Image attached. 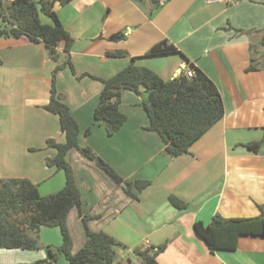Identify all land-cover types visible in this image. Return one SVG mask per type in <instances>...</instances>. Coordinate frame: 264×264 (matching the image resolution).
Returning a JSON list of instances; mask_svg holds the SVG:
<instances>
[{"label":"crops","instance_id":"0c3cea01","mask_svg":"<svg viewBox=\"0 0 264 264\" xmlns=\"http://www.w3.org/2000/svg\"><path fill=\"white\" fill-rule=\"evenodd\" d=\"M53 9L74 38L69 54L76 74L67 66L61 69L56 88L78 123L79 145L90 147L123 179L116 184L97 160L85 157L76 147L66 154L88 228L104 231L123 245L115 248L120 257L116 264H141L134 249L161 244L165 248L156 257L159 264H264V236L241 235L235 250L210 251L193 227L197 220L208 224L214 214L250 217L264 213V149L255 153L245 146L264 138V0H70L56 2ZM114 32H123L125 37L109 39ZM161 40L177 51L146 55ZM57 50L54 60L43 42L33 43L25 36L0 37V106L7 101L21 111L14 113L20 115L24 131L23 139L17 141L6 139L5 128L0 131V177H26L38 190L60 171L46 164L55 149L40 147L56 133L59 142L64 141L58 117L43 108L49 98L51 72L65 58L62 44ZM117 50L128 55L108 54ZM132 58L134 64L164 80L193 65L216 84L224 114L188 152L176 157L167 153L159 134L146 129L148 115L142 97L131 90H122L119 108L126 121L113 135L94 121L102 84L93 77L78 76L108 78ZM252 60L257 68L247 70ZM54 129L59 131L54 133ZM86 129H90L88 134ZM34 131H39V141L32 138ZM135 180L150 184L142 190L127 185ZM64 182L60 177L50 189ZM170 195L187 207L175 208ZM80 218L76 207L67 217L72 252L86 241ZM43 228L38 235L51 245L57 235ZM126 250L131 254L129 263L121 261ZM46 256V249L0 248V264L33 262ZM61 256L52 264H67Z\"/></svg>","mask_w":264,"mask_h":264},{"label":"trees","instance_id":"16d2710c","mask_svg":"<svg viewBox=\"0 0 264 264\" xmlns=\"http://www.w3.org/2000/svg\"><path fill=\"white\" fill-rule=\"evenodd\" d=\"M68 1L0 0V37L25 36L33 43L43 42L48 55L54 60L58 59L57 47L60 44L65 53L63 62L56 64L51 72L49 98L43 105L46 111L58 117L59 129L64 135L62 142L53 138L46 140V145L55 149L54 156L46 158V164L64 171V186L42 196L37 185L26 177H0V248L39 249L37 239L40 227H58L62 242L55 250L46 245L47 256L44 258L16 264H52L58 260L59 255H63L68 264H113L116 260V246H123L108 233L88 228V217L81 210L80 192L72 168L66 160L67 152L76 147L85 157L97 160L116 184L123 182L114 168L99 158L90 147L79 145L78 123L56 88L57 74L61 69L67 66L72 74H76L69 54L74 38L63 27L53 9L56 2L65 4ZM40 14L48 16L51 23H43ZM124 37L123 32H114L108 36L115 41ZM175 51L177 48L173 44L161 40L153 44L146 55ZM108 54L120 57L128 55L124 50ZM256 68L257 64L252 60L247 70ZM187 69L192 70L191 76L186 75ZM187 69L171 80H164L153 70L134 64L132 58L126 66L108 78L91 75L102 84L93 110L94 121L104 125L107 135H113L126 121V115L119 108L122 90H131L142 97L141 104L148 115L146 129L159 134L167 153L176 157L188 152L191 144L222 118L224 106L216 84L198 67L189 65ZM89 132L90 129H86V133ZM263 144L264 138H261L245 146L256 153ZM149 184V180L127 182L129 187L137 190ZM126 192L132 195L129 189ZM168 200L177 209L187 207V203L176 196L170 195ZM74 207L79 210L86 241L77 251L72 252L67 217ZM193 227L210 251H233L241 235L264 236V213L250 217L214 214L208 224L197 220ZM30 230L34 236L28 234ZM164 248L165 244H161L157 248L148 246L134 252L141 264H159L156 257Z\"/></svg>","mask_w":264,"mask_h":264},{"label":"rangeland","instance_id":"374dc122","mask_svg":"<svg viewBox=\"0 0 264 264\" xmlns=\"http://www.w3.org/2000/svg\"><path fill=\"white\" fill-rule=\"evenodd\" d=\"M40 19H41V21L43 22V23H47V22H50V18L48 17V16H46V15H44V14H40ZM264 31V30H263ZM264 33V32H263ZM260 35H262V33L260 34ZM261 37V36H260ZM261 39H263V36H262V38ZM38 43H40V42H38ZM1 48H3V47H1ZM6 55V54H5ZM7 56V55H6ZM49 56V55H48ZM50 57V56H49ZM63 62V61H62ZM69 68V67H68ZM40 69H41V67H40ZM71 72V71H70ZM72 73V72H71ZM82 74H84V73H82ZM82 74H80L79 75V78L80 77H82L81 75ZM83 76H87V77H90V78H92L91 77V75L90 74H88V73H85ZM0 80H1V77H0ZM63 80L64 79H62L61 80V82H63ZM101 82V81H100ZM63 84V83H62ZM82 86H87V84H82ZM6 91L4 88H1V91ZM7 92V91H6ZM5 92V93H6ZM8 97V95L6 96V98ZM8 103V104H7ZM3 104V103H2ZM10 105V103L9 102H5V104L4 105H1L0 106V118L2 119H0V131L3 129V128H5L6 129V133L9 135V138L8 137H6V139H10V138H13V139H15L16 141L17 140H21V139H23V132L24 131H22L21 130V125H22V122H20L19 123V121H20V115H18V114H15L14 112H16V113H19V112H21L20 110H17V109H15L14 107H12L11 105ZM22 116L24 117L25 116V114L22 112ZM12 126H17V127H19L18 129L19 130H21L22 132H19V131H17V130H15V129H12L13 127ZM12 127V128H11ZM56 128V127H55ZM41 131V130H40ZM59 130L58 129H54L52 132H58ZM35 133L33 134V136H32V138H35L36 139V141L38 140H40V133H39V131H34ZM42 132V131H41ZM56 135L58 136V133H56ZM51 136V137H53V138H55L58 142H59V138H57V136ZM29 139V138H28ZM26 140H27V138H26ZM29 140H31V138L29 139ZM35 141V140H34ZM43 144H45V145H43ZM46 146V149L47 150H51V148H53V147H50V146H47L46 145V143H45V141H43L41 144H40V147L41 146ZM54 149V148H53ZM261 149H264V144L262 145V147H261ZM44 151V150H43ZM39 152H42V151H39ZM100 158V157H99ZM38 161V160H37ZM36 161V162H37ZM58 174L57 175H55V176H53V178H52V180H50V182H48V183H46V182H44V183H42V186L40 187V190H38V192H39V194L40 195H42V196H44V195H47V194H51V193H54V192H56V191H58L61 187H63L62 185H61V187H58V188H55V189H50V187H51V183H52V181H58V179H60V177L61 178H63V180H64V171H62V170H60L59 172H57ZM46 183V184H45ZM44 184V185H43ZM53 186V185H52ZM49 190H51V191H49ZM72 228H73V230L76 232L77 231V226H75L73 223H72ZM76 228V229H75ZM44 229V231H49V232H51V231H53V233H55V234H53V235H57V239L55 240L54 239V236L52 237V239H51V241H50V244L51 245H49V246H51L50 248L52 249V250H55L56 249V247H58V246H60V244H61V238H62V236H61V233H60V230H59V228L58 227H45V228H43ZM73 231V232H74ZM77 233V232H76ZM28 234L30 235V236H34V233L30 230V231H28ZM74 236H77V235H74ZM38 242L40 243V248L39 249H36L37 251H40V250H44L45 249V246H46V244L44 243L45 241L44 240H47V239H44V237L41 235V236H39L38 235ZM56 244V245H55ZM56 246V247H55ZM137 250V248L136 249H134V251H136ZM32 253H34V252H32ZM129 255H131V254H129L128 253V251L126 250V251H124V254H122V260L121 261H126L127 263H129V259H128V257H129ZM118 256V255H117ZM117 256H116V260L114 261L115 262V264H116V262L118 261V259H120V257H118V259H117ZM133 257V256H132ZM132 257H131V260H132ZM61 260L63 261L64 260V262L65 263H67L68 264V262H66V260H65V258H64V256L62 255L61 256ZM21 263V262H20Z\"/></svg>","mask_w":264,"mask_h":264},{"label":"built area","instance_id":"2783aa9c","mask_svg":"<svg viewBox=\"0 0 264 264\" xmlns=\"http://www.w3.org/2000/svg\"><path fill=\"white\" fill-rule=\"evenodd\" d=\"M228 1H229V0H228ZM185 73H186L187 76H191V75L193 74V72H192L191 69H187V70L185 71Z\"/></svg>","mask_w":264,"mask_h":264}]
</instances>
